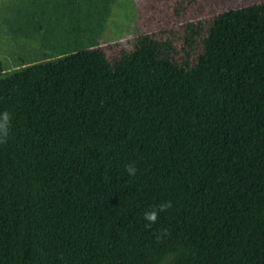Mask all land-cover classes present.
I'll return each mask as SVG.
<instances>
[{"label":"trees","instance_id":"1","mask_svg":"<svg viewBox=\"0 0 264 264\" xmlns=\"http://www.w3.org/2000/svg\"><path fill=\"white\" fill-rule=\"evenodd\" d=\"M163 46L0 61V264H264V1L220 12L191 67Z\"/></svg>","mask_w":264,"mask_h":264},{"label":"rangeland","instance_id":"2","mask_svg":"<svg viewBox=\"0 0 264 264\" xmlns=\"http://www.w3.org/2000/svg\"><path fill=\"white\" fill-rule=\"evenodd\" d=\"M261 1L107 0L105 10L97 0H0L3 77L74 48L98 47L112 64L143 36L164 43V53L191 67L220 12Z\"/></svg>","mask_w":264,"mask_h":264},{"label":"clouds","instance_id":"3","mask_svg":"<svg viewBox=\"0 0 264 264\" xmlns=\"http://www.w3.org/2000/svg\"><path fill=\"white\" fill-rule=\"evenodd\" d=\"M11 113L7 110L0 111V143H3L8 135L9 126L11 123ZM125 170L129 173V175H134L136 172L135 165L133 163H129L125 165ZM170 206V202H163L158 205L155 209L145 210L143 212L144 220L146 224L155 223L158 218V213L161 210H164Z\"/></svg>","mask_w":264,"mask_h":264}]
</instances>
